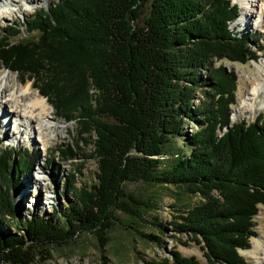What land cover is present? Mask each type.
Instances as JSON below:
<instances>
[{
	"label": "trees",
	"instance_id": "1",
	"mask_svg": "<svg viewBox=\"0 0 264 264\" xmlns=\"http://www.w3.org/2000/svg\"><path fill=\"white\" fill-rule=\"evenodd\" d=\"M237 11L229 0H53L26 19L28 39L10 41L20 31L4 29L1 68L26 74L55 114L94 137L98 171L89 191L51 216L16 220L9 192L20 181L12 177L29 172L37 157L0 147V221L16 231L0 232V264H34L45 254L43 262L63 242L70 247L80 235L103 232L105 215L122 203L124 181L199 193L205 204L179 228L199 236L207 264H246L238 251L257 236L254 217L264 207V124L260 117L230 123L236 76L221 67L210 73L215 99L207 95L202 120L190 111L198 67L264 59L258 38L230 31ZM186 120L198 126L190 156L172 150ZM172 264L200 263L174 254Z\"/></svg>",
	"mask_w": 264,
	"mask_h": 264
},
{
	"label": "rangeland",
	"instance_id": "2",
	"mask_svg": "<svg viewBox=\"0 0 264 264\" xmlns=\"http://www.w3.org/2000/svg\"><path fill=\"white\" fill-rule=\"evenodd\" d=\"M229 1L238 9L237 16L229 25L230 31L237 34H252L259 39V46L264 49V23L254 27L258 20L256 16L253 26L248 25L244 28L241 23L243 19L242 1ZM52 3L53 0H47L27 6L23 4L24 11L22 13L11 12L6 20L0 21V35L7 27H17L20 31L19 37L9 35L8 39L10 41L19 38L28 39L29 36L25 30L26 19L30 18L35 11L47 9ZM254 10L256 11L255 8ZM248 46L252 51H257L258 46L251 40L248 41ZM257 55L261 57L262 52H258ZM1 67V77L7 76L9 85L13 88L22 89L24 86L32 85L31 79L26 74L11 73ZM218 67H221L226 73L236 76L235 104L230 107V123L234 124L240 121L254 123L257 117H260V121L264 124L262 99L256 98L253 105L249 102L254 87H260L261 84L260 73H264L262 70L264 59L262 58L246 63L227 60L217 62V60L211 59L206 65L198 67L196 75L199 87L194 92L190 108L194 119L202 120L200 111L205 105L207 106L205 103L207 95L210 100L215 99L209 83H212L214 79L210 73L214 77L218 75V72L221 73V70L217 71ZM45 77L46 75L36 77L35 82L44 80ZM30 91L39 95L33 85ZM262 98H264V94ZM47 104L53 116L49 125L54 127L57 136L55 133L49 134L46 151H44V146L39 143L40 137L36 136V133L29 134L31 135L30 140L27 135L28 131L22 135L14 134L17 121H14L12 115L9 114L10 109L7 106L6 112L3 114L6 119H1L6 126L0 131V147L20 149L23 154L29 151L33 154L30 157H37L29 172H23L20 175L16 173L12 177L14 182L18 179L20 181L15 189L18 190V187L23 184L18 191L12 189L9 192L16 220L25 221L31 217L47 218L53 214L55 209L61 210L67 204L74 202L79 190L89 191V188L97 182L98 166L92 145L94 137L84 134L72 119L67 120L61 118L57 113L55 114L50 101H47ZM233 110H237L236 116L232 115ZM77 115L78 113L73 114V118ZM183 126L185 136L172 139V150L181 149L184 150L186 156H190L189 141L191 136L198 131V126L190 120H186ZM175 153L173 152V154ZM163 158L162 162L164 163L165 160H169V157L160 159ZM31 177L35 181L41 180V186L39 188L27 186L29 191L22 195L26 181ZM65 187H68L70 191H66ZM1 188L4 190L3 186ZM119 189L122 203H119V207H111L105 215L102 226L104 233L80 235L75 240L68 242L70 247H67L63 242L57 248L58 250L48 252L49 259L42 262V259L45 258V254H42L40 260L34 264H103L104 260L107 261V264H172L174 254L182 258L193 257L200 264H207L201 251L203 242L199 236L195 237V233L187 231L188 229L179 228L186 224L185 219L188 217L194 220V217L190 216L198 213L195 210L205 204L206 199L203 196L173 186L151 185L142 182L124 181L121 182ZM213 196L216 197L215 194ZM148 202L154 207L150 208ZM11 221L13 220L11 219ZM254 222L257 236L251 239L247 250H240L238 254L246 264H264V207H258ZM8 226L10 224L7 222L0 221V232L10 234L16 232ZM147 235H152L159 240L148 239ZM104 240H107V245L102 251L100 243Z\"/></svg>",
	"mask_w": 264,
	"mask_h": 264
},
{
	"label": "bare ground",
	"instance_id": "3",
	"mask_svg": "<svg viewBox=\"0 0 264 264\" xmlns=\"http://www.w3.org/2000/svg\"><path fill=\"white\" fill-rule=\"evenodd\" d=\"M40 1L47 0H0V21L6 20L11 12H23L24 9L22 5H29L38 3ZM243 7L241 8V14L243 19L241 23L243 27L246 28L248 25L253 26L254 18H258L254 27L263 25L264 23V0H241ZM256 9V11L254 10ZM264 70V68L262 69ZM260 87H254L249 102L252 105L256 102V98H261L264 103V73H260ZM251 82V81H250ZM8 77H1L0 73V131L6 126L2 120L6 119L3 116L6 112V106L10 109L9 114L12 115L14 121H17V126L14 128L16 133L14 134H24L28 131V139L30 140L31 134L36 133L39 136V143L44 146V151H46V142L49 134L55 133L56 131L53 126L49 125V121L53 116L51 115V110L46 102V100L36 93L30 91L31 86H24L22 89H15L9 85ZM242 109V107H241ZM237 110H233L232 115L237 114ZM3 117V118H2ZM2 119V120H1ZM10 122V121H9ZM10 124V123H9ZM54 137V136H53ZM50 137V139H53ZM41 180H34L32 177L26 181L25 190L21 193L25 195L29 190L27 186L39 188L41 186ZM39 195L37 196V198ZM40 204V201H39ZM38 205V203H37ZM260 259V258H259ZM262 260V259H261ZM264 262V261H263Z\"/></svg>",
	"mask_w": 264,
	"mask_h": 264
}]
</instances>
